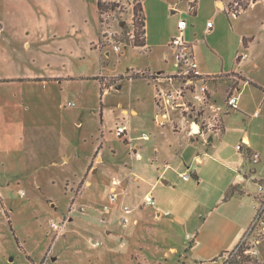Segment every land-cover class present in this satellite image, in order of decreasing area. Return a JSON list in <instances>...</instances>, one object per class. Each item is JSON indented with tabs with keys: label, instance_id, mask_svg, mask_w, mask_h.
Here are the masks:
<instances>
[{
	"label": "rangeland",
	"instance_id": "rangeland-1",
	"mask_svg": "<svg viewBox=\"0 0 264 264\" xmlns=\"http://www.w3.org/2000/svg\"><path fill=\"white\" fill-rule=\"evenodd\" d=\"M160 1L143 0V3L147 8L155 3L147 26L152 35L161 38L159 43L164 44L178 35L175 20L179 14H171ZM190 1L177 0L176 5L178 9L185 10L182 20L188 28L184 39L193 42L198 66L206 64L211 72L209 75L221 76L209 83L216 86L215 89L211 87L210 92L222 110L220 132L202 125L203 136L191 138L193 148L190 145L181 148L177 144L185 142L184 133H174L170 122L160 126L156 124L157 98H153L152 81L134 79L129 82L124 78L120 83L116 80V76L146 68L155 70L162 65L158 63L161 59L158 48L152 49L149 56L127 42L126 26L122 31L117 27V21L127 17H119L113 24L121 37L113 39L122 44L120 51L114 53L112 45H102V52L108 51L109 58L103 57L105 64L101 73L115 76L103 78L106 84L104 95H100L99 81L66 82L60 92L56 91L55 97L62 109L54 123L22 129L21 122L0 118V264H216L212 259L217 255L221 236L216 230H211L205 234L209 236L196 244L194 228L205 219L209 209L215 207L211 216L219 219L220 232L226 229L224 222L231 220L237 204L230 198V208H223L220 203L230 189L226 187L228 181L237 174L233 172L242 171L244 166L257 168L264 176V1L234 0L243 8L238 18L223 12L214 0H192L196 2L192 10L193 2ZM87 2L92 4L94 13L96 0ZM223 2L225 7L232 6L230 0ZM136 40L143 41L140 38ZM242 52H246L248 58L239 63L236 56ZM28 58L29 69L37 74L73 75L79 69V65L74 63L62 67L60 60L52 58L47 60V69L41 60L31 63V52ZM168 69L173 71L171 66ZM88 73L98 75L99 72L92 68ZM244 77L248 82L243 87L241 84L237 92L239 109L228 111L224 100L232 89L246 81ZM67 101L73 102V106L68 107ZM131 108H135L138 115L133 116L135 113L129 112ZM173 111L175 116H183L188 125L189 120L201 123L203 118L212 115L204 108H193L185 113ZM50 115L56 116L52 112ZM163 119V116L159 117L158 123ZM121 124L128 126L131 146L138 147L137 152L143 160L136 162L130 143L116 136V126ZM174 130L177 132L176 128ZM142 134L148 135L149 140L141 139ZM201 139L209 145L213 143L209 147L203 146ZM242 143L257 153V164L246 162ZM154 149H157V155L175 156L169 164L174 171L167 170L163 178L170 179L169 186L163 187L159 183L158 189L153 191L155 201L161 202L163 198L169 205L174 195L182 192L209 203H205L207 209L169 206L167 210L163 208L162 220L151 218L144 222L136 218L137 213L148 208L141 203L124 204L120 211L115 212L114 205L128 191L127 179L120 178L124 165L133 164L134 169L143 172L144 168L151 169L148 159L154 157ZM63 154H68L70 160L68 157L63 160ZM98 154L99 160L96 161ZM196 155L204 165L194 162ZM94 164L98 165L97 173L90 171ZM187 167L190 174L198 173L200 189L192 187L195 184L193 177L186 183L177 176ZM162 170L161 167L159 172ZM237 178L244 180L243 176ZM88 181L92 183L86 185ZM113 181L117 183L116 187H112ZM112 188L117 189V201L108 214H103L102 208L109 203ZM244 189L251 198L258 192L257 185L249 180ZM219 196V207H216L213 202ZM258 200V220L238 247L217 258L220 264L240 258L242 250L243 256L250 260L247 264H264V193ZM245 203L253 208V199ZM129 205L136 206V210L128 218V223L122 224L119 220L122 207ZM62 219L67 224L63 236H59L51 231L49 222ZM218 224L212 223L209 229Z\"/></svg>",
	"mask_w": 264,
	"mask_h": 264
},
{
	"label": "crops",
	"instance_id": "crops-1",
	"mask_svg": "<svg viewBox=\"0 0 264 264\" xmlns=\"http://www.w3.org/2000/svg\"><path fill=\"white\" fill-rule=\"evenodd\" d=\"M155 1L159 3V0ZM214 1L215 5L225 12L223 0ZM192 2L195 5L196 2ZM160 4L165 6L167 9H170L171 14L178 12L179 15L175 20L176 31L177 22L182 20V16L185 15V10H183L184 8L178 9L176 5L177 0H161ZM93 7L94 13H92V4H89L87 0H0L1 119H5L7 121L16 120L21 122L22 129L32 126L43 127L45 125L54 123V120H58L62 109L61 105L59 104V100L55 97V95L56 91H61L63 83L72 81L86 82L88 79L98 77H115L102 75L101 73L104 70L105 64L103 57L105 59L109 58V52H102V47L99 43V16L96 2L93 4ZM154 8L155 3L154 6H149V8L146 7L145 3H142V11L145 19L143 46L137 48L147 52L149 56L152 54V49L158 48L160 52L159 54H161V59L158 60V63H162V65L157 67L155 70L152 68H146L141 71L132 72H148L150 74L172 76L176 70L174 52L169 46L170 41H167L164 44L159 43L161 42V38L157 39L155 34L152 35V33L149 32V28L147 26V19L149 16L151 18V10H154ZM235 17L238 18L239 16ZM185 41L192 43V51L194 53L193 42L189 40ZM247 46L244 47V49H247ZM164 47L167 48V51L164 50ZM30 52L32 53L31 63H35L36 60H41L43 64H46V68L49 69V63L47 60L52 58L55 60H60L62 62V67H65L67 64L71 63L79 65L78 72L73 75L54 73L37 74L36 72H32V70H30L28 67V56ZM169 66H171L173 71H168ZM92 68H96L98 70V75H90L91 73H88V70H91ZM199 70L202 74H211L209 71V66L206 64H200ZM133 80L134 79H130L128 81L133 82ZM144 80L146 81V79ZM244 80H246L245 77ZM247 82V80L242 81L238 85L237 89L240 91V85L243 84L242 87L246 86ZM151 83L153 84L152 87L154 89L153 98L156 97V86L158 88L169 87L168 84L161 80ZM119 84L116 85L117 89L120 88ZM208 87L209 90H211V87L214 89L216 88V86L214 87L212 84H209ZM104 94L105 93H103V95ZM68 102L70 101H67V103ZM119 107H122V104H119ZM240 108L243 110V106ZM237 109H239V107H237ZM122 110L124 111L125 109ZM157 110L158 112L155 114L156 124L160 126L161 124L170 122L173 126L172 129L174 133L185 134V137L183 138L185 142L178 143L177 145L181 148L184 147V145H190V147L193 148L190 142L194 138L188 135V129L186 130V128H188L189 125L187 121H185V118L183 116H179V114L178 117L175 116V111H168L165 114L164 111L160 110L158 107ZM50 112L56 116H51ZM129 112L131 114L135 113L133 116L138 115V111L135 108H131ZM231 112H234V110ZM161 116H163L164 119L161 123H158V118ZM174 128H176L177 132L174 130ZM200 141L203 146L205 145L207 147L211 146L213 143L212 142L209 145L205 140L201 139ZM134 147L138 150L137 146ZM243 147L247 155L245 157L246 162L252 163L253 165L257 164L258 162L254 163L252 161V156L257 155V153H255V151L251 149L249 145L244 144ZM137 153L139 154V152ZM157 153V149H154V157L148 159L151 169H143L146 173H144L142 170L134 169V167H132L133 164L128 167L124 165L125 170L122 173L123 176L120 178L127 179L128 184H126V186L128 191L127 194L121 196L118 202L114 205L116 207L114 209L115 212L120 211L121 206L124 204L142 203L145 195L148 193L153 195V191L158 189L157 187L159 183H161L163 187L169 186L170 179L166 177L164 180L163 178H165L167 170H173L169 164L170 162L174 161L175 156L174 154H170L167 157L164 155L161 156L160 154L157 155ZM64 157H68V160H70V156L68 154L62 155L63 160ZM194 158L195 163H198L201 166L204 165V161H202V159L197 155L194 156L193 159ZM95 160H99V154ZM141 160H143V157L140 156V159H136V162ZM153 163H155V165ZM161 167L163 170L159 172ZM188 168L189 167H187V169ZM242 168V171L238 170L237 172H233L234 174L237 173L236 176H231V179L226 185V187L230 188L228 192H233L230 199H228L236 201L237 204V208L232 214L231 220L229 219L228 221L224 222L227 225L226 229L220 232V227L218 224L219 219L213 215V217L211 216L212 211H215L214 207L212 210L209 209L208 215L204 220H202L198 227L194 228L195 230L193 231L196 244L200 240L209 236L205 234L209 233L211 230H216L217 234L221 236V242L218 245L215 253L217 255L214 259H212V262H216V264H220L217 261V258H219L222 253L231 251L240 245V243L248 234L247 231L250 229H248V227L252 226L259 213L260 203L258 199L259 196L263 195L264 193V176H261L257 168L250 169L249 167L246 168L244 166ZM90 171L97 173L98 165L94 164V166L90 168ZM147 171H149V173ZM147 173L149 175H147ZM179 173H177V176ZM191 175L195 180V184L193 183L192 187L194 189H200L201 181H199L198 173L194 172ZM238 176H243L244 180H238ZM247 180L253 181L258 187V192L256 195H253V198H251L249 193L245 192L244 188ZM184 182L189 183V180ZM89 183L91 184L92 182L88 181L85 184L88 185ZM166 199L168 201V198ZM220 199L221 196H219L217 201L213 202V204L216 203V207H219L217 204ZM228 199L226 201H221L220 204L224 205L223 208L231 207ZM249 199H253L254 201L253 208L249 207L247 203H245V201ZM155 202L156 205L154 208H143L144 210L141 211V213H137V220L144 222L149 221V219L152 218L153 220L160 221L162 218L159 216V214H162L163 208H166L164 210H167L169 206L175 207L176 205H182L183 207L185 206L190 209L195 207H199L202 210L204 208L207 209L205 205L206 202L194 199L188 194L185 195L182 192H178L176 196L174 195V198L169 203V205L165 202V200L163 201V198L161 202L158 201V199H156ZM212 223L218 224V226L209 229V226ZM133 226H136V224H133ZM192 245H194V241Z\"/></svg>",
	"mask_w": 264,
	"mask_h": 264
},
{
	"label": "built area",
	"instance_id": "built-area-1",
	"mask_svg": "<svg viewBox=\"0 0 264 264\" xmlns=\"http://www.w3.org/2000/svg\"><path fill=\"white\" fill-rule=\"evenodd\" d=\"M232 1L231 7H225L224 10L228 14L233 15L234 17L240 14L243 11V8L239 2ZM234 1V2H233ZM101 7L98 12L99 16V43L102 47L103 44L112 45V51L118 53L121 49L122 44L120 42L116 43L113 38L121 37L119 31H122L126 26V38L127 42L130 45H133L134 48L137 42V31H138V14L137 11L139 8H142L143 0H100ZM109 4V6H108ZM190 6L192 10L194 7ZM126 15V19L117 21V27L119 31L114 29V21L119 17ZM118 16V17H116ZM209 30L211 29V24H208ZM264 28V23L262 25ZM176 28L178 30V35L173 37L169 46L172 48L175 57V73L172 76H166L162 74H150V81L153 83L156 81H163L168 84V88H158L155 87L156 97L157 98V107L164 111H173L179 110L181 113L191 112L193 108H204L211 111V117L207 116L203 118V122H197L195 120H189L188 126V135L192 137L203 136L201 132L202 125H205L207 128L213 129L215 132H220L221 129V107L217 106L216 101L213 99L212 94L209 90L208 84L217 79H220V75H206L200 73L199 66L195 60V55L192 51V43H189L184 40V32L187 28V23L184 20L177 22ZM144 32V27H141V32ZM144 34L141 33L139 36L142 40ZM248 58L246 52H242L239 55L237 54L236 59L238 62L245 61ZM146 74L145 72H143ZM176 84V85H175ZM229 92L224 100L225 107L228 111H235L238 107L239 96L237 97V92L239 89L235 88ZM68 107H72L73 103L68 102ZM189 119V118H188ZM195 127L197 129H195ZM129 129L126 124H121L116 126V136L123 140L125 143H130V151L132 156L136 159H140V155L137 153V148L131 146L132 139L129 136ZM141 139L148 141L149 136L142 134ZM244 146V143H242ZM238 150H241V147H237ZM259 157L257 155L252 156V161L257 163ZM180 179L183 181H188L192 178V175L186 169L184 172L178 174ZM117 183L113 181L112 187H116ZM118 198L117 189L112 188L109 195V203L102 208L103 214H108L110 212L111 206H113ZM156 205L155 198L152 194L148 193L145 195L141 206L152 208ZM136 210V206L129 205L122 207V216L119 218L122 224L128 223V218L132 216V213ZM167 215V214H165ZM159 216H161L159 214ZM259 218V213L255 218L250 229L255 225L256 221ZM67 221L62 219L60 222L51 221L49 222V228L54 234L63 236L65 232ZM249 229V230H250ZM249 232V231H248ZM244 241V240H243ZM242 241V242H243ZM241 242V243H242Z\"/></svg>",
	"mask_w": 264,
	"mask_h": 264
},
{
	"label": "trees",
	"instance_id": "trees-1",
	"mask_svg": "<svg viewBox=\"0 0 264 264\" xmlns=\"http://www.w3.org/2000/svg\"><path fill=\"white\" fill-rule=\"evenodd\" d=\"M96 6H97V9L98 11L100 10V7H101V3H100V0H96ZM109 6V4H108ZM137 16H138V21H137V25H138V31H137V38H139V36L142 34H144V32L142 31L141 32V27H144V16H143V11H142V8H139L138 11H137ZM238 16V15H237ZM143 40V38H142ZM244 40V39H243ZM143 46V41L140 42L137 40L136 44H135V47H141ZM124 78H126L127 80H130V79H150V76L149 74H144V73H133L131 72L130 73H127L125 76H116V80H123ZM90 80V79H88ZM91 80H94V81H99L100 82V95L102 96L103 95V92L104 90L106 89V84H105V79H103V77H98V78H92ZM211 141V138L208 139V142ZM232 191H229L226 196L224 197V201H226L228 198H230V196L232 195ZM243 253H244V250H242L239 254L238 257L240 258H237L235 257L233 261H230L228 264H247L250 262V260L248 259V256H243Z\"/></svg>",
	"mask_w": 264,
	"mask_h": 264
},
{
	"label": "bare ground",
	"instance_id": "bare-ground-1",
	"mask_svg": "<svg viewBox=\"0 0 264 264\" xmlns=\"http://www.w3.org/2000/svg\"><path fill=\"white\" fill-rule=\"evenodd\" d=\"M195 129H197V128L195 127Z\"/></svg>",
	"mask_w": 264,
	"mask_h": 264
}]
</instances>
